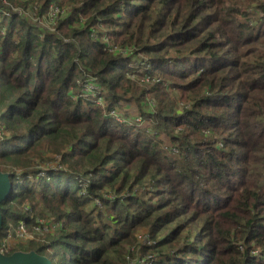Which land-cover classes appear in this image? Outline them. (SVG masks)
I'll use <instances>...</instances> for the list:
<instances>
[{
  "label": "trees",
  "instance_id": "1",
  "mask_svg": "<svg viewBox=\"0 0 264 264\" xmlns=\"http://www.w3.org/2000/svg\"><path fill=\"white\" fill-rule=\"evenodd\" d=\"M6 1L36 16L0 1V241L54 228L3 253L264 264V0Z\"/></svg>",
  "mask_w": 264,
  "mask_h": 264
},
{
  "label": "rangeland",
  "instance_id": "2",
  "mask_svg": "<svg viewBox=\"0 0 264 264\" xmlns=\"http://www.w3.org/2000/svg\"><path fill=\"white\" fill-rule=\"evenodd\" d=\"M0 1L2 2L3 5H5V7L7 9H10V11L7 10L6 13H8V14H6V15H9L11 12L20 13V14H23L24 17H27L30 21H34V18H33L32 15H34L35 13H33V11H32V9H33L32 7L33 6H31V4L28 3L26 5V7L20 8L19 6H13L11 3H8L6 0H0ZM22 1H23V3H26V0H22ZM34 16H36V15H34ZM42 23L44 25H47L45 20ZM146 109L151 110V108L149 106H146ZM119 114H120L121 117H123L124 119H126V120H128L130 122H137L138 120H140L139 117L135 118V115L138 114V110H137V107H136V105L134 103H131L130 106H124V108L119 111ZM140 121H141L143 126L144 125H146V126L148 125L147 121H145V120H140ZM160 139L162 140V142L164 144V147H169V140H168V138L165 135L162 134L160 136ZM47 164H48V166L52 167V169H55V168L59 167L56 164L55 161H51V162H49ZM46 166H47L46 164L42 165V167H46ZM50 232L49 231H41L40 233L34 235L33 237H34V239L38 240V239H41L43 236H45V234L50 233ZM143 232H144V230H141L138 233L137 237L139 239H145V237L143 236V234H144Z\"/></svg>",
  "mask_w": 264,
  "mask_h": 264
},
{
  "label": "water",
  "instance_id": "3",
  "mask_svg": "<svg viewBox=\"0 0 264 264\" xmlns=\"http://www.w3.org/2000/svg\"><path fill=\"white\" fill-rule=\"evenodd\" d=\"M13 184L8 173L0 172V203L12 191ZM2 225L0 214V229ZM0 264H52L45 256H41L33 251L14 252L10 255L0 252Z\"/></svg>",
  "mask_w": 264,
  "mask_h": 264
},
{
  "label": "built area",
  "instance_id": "4",
  "mask_svg": "<svg viewBox=\"0 0 264 264\" xmlns=\"http://www.w3.org/2000/svg\"><path fill=\"white\" fill-rule=\"evenodd\" d=\"M135 123H137L138 125L142 124L140 120ZM37 222H39V224H35L29 229L23 223H20L16 228L11 229L8 232L7 236L0 241V252L3 253V251H6L9 241L14 238L19 240H34V235L40 233L41 231L50 232L54 228V225L51 222H45L41 220H38Z\"/></svg>",
  "mask_w": 264,
  "mask_h": 264
}]
</instances>
